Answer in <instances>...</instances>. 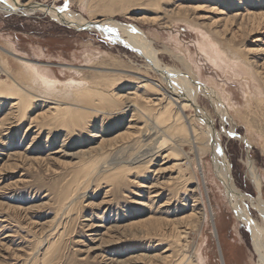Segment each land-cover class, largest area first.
Instances as JSON below:
<instances>
[{"label":"rangeland","instance_id":"374dc122","mask_svg":"<svg viewBox=\"0 0 264 264\" xmlns=\"http://www.w3.org/2000/svg\"><path fill=\"white\" fill-rule=\"evenodd\" d=\"M32 1L99 24L89 28L43 12L0 8V48L10 51L0 49V83H9L0 90V264H188L184 257L190 250L194 264H264L218 167L221 163L241 205L260 220L251 206L258 199L264 204V0ZM137 32L146 36L148 40H141L148 45L153 42V47L143 48L149 54L166 46L190 65L201 92L196 106L200 111L189 106L182 114L191 119L198 136L211 130L213 136L207 133L201 142L212 140L218 155L212 147L196 151L183 142L180 154L185 159L178 160L180 154L163 158L162 153L148 166L125 170L115 186L99 182V173L107 164L128 166L152 144L143 145L147 142L140 132H155L146 112L127 108V101L135 104L132 100L141 93L133 85L147 77L158 80L125 43L127 33ZM157 56L165 65L179 67L171 54ZM46 79L56 83L54 88L47 85L51 95L44 94ZM68 84L98 89L104 102L89 107L101 111H89L77 126H54L42 102L31 110L29 122H10L9 101L21 97V87H33L49 102L74 108L78 95L66 98L76 91L67 89ZM115 94L124 103L113 101ZM152 108L153 115L157 107ZM199 114L212 122L210 128L198 120ZM170 135L160 136L155 146L165 139L170 147L177 139ZM149 151L145 160L153 154ZM94 154L102 158L94 164L101 170L81 190L72 184L79 204L66 228L68 208H59L57 196L73 182L81 162ZM187 159L192 161L189 168ZM177 171L183 180L190 176L186 192L174 178ZM196 220L198 227L190 232ZM59 232L64 235L56 239ZM49 246L61 248L58 259L45 263Z\"/></svg>","mask_w":264,"mask_h":264},{"label":"bare ground","instance_id":"6f19581e","mask_svg":"<svg viewBox=\"0 0 264 264\" xmlns=\"http://www.w3.org/2000/svg\"><path fill=\"white\" fill-rule=\"evenodd\" d=\"M148 1H150V0H148ZM152 1H150V2H152ZM156 1H153V2H156ZM158 2H161V0H158ZM158 2L155 3V4H158ZM110 3L115 4V1L114 2L110 1L109 4ZM125 4H127V3H125ZM110 7H112V6H110ZM110 7H107V8H110ZM0 8L4 9L6 11H10V12H16L19 9L22 10V11H29V12H43V13H46L49 16H51L53 19H57L59 21L66 22V23H75V24H78L80 26L87 25V27H89V28L99 24V23H97V24L96 23H91L90 24L88 21H84L81 18H79L78 16H73V14L71 16H67L65 14L66 12L62 13L58 9L52 8L50 6H44L42 4H36L32 0H25V1H23V0H0ZM110 9H112V8H110ZM172 9H174V8H172ZM181 9H183V8L181 7ZM163 15H164V13H163ZM263 15H264V13L262 14L261 17H264ZM250 19L252 21V17ZM260 20H261V18H260ZM109 26H111V25H109ZM204 26H205V24H204ZM111 27H114V26H111ZM115 28H113V29H115ZM116 29L119 32H121L120 29H118V28H116ZM127 36H128V39H127L128 42L125 41V43L131 45L135 49V51L145 60V69L149 70L150 72H153L154 74H157V77H158V80H156V81L154 79H152V78L147 77L144 80H142V82L141 81H140V83L138 82V85H133V87H131V89L135 90V91H136V89H138L141 93L139 94V96H137V97L135 96L136 98L132 100L133 103H135L136 105L132 104V103H129L127 101V103L129 104L127 106V108L128 107L130 108V106H133L134 109L135 108L136 109L139 108V110H142L143 113L146 112L148 118L151 117L150 118L151 119V126H152L151 128L155 129V132L154 131L150 132V130L145 129L144 131L140 132V134H141V138L144 137V138H142L143 141L145 143L147 142L146 144H143V145H147L150 142L152 144H151V146H148V151H146L142 155H137L134 158V160L131 161L130 163L128 162L130 165L128 164V166H127L126 164H124V165H120V166H116V165L110 166L111 164L110 165L107 164V166L105 165L106 167L104 168V170L101 171V173H99L100 170H101L98 167L99 165L98 166L94 165L97 162V160L100 158V157L96 156L97 153L94 154L95 158H91V156H90V157H88L87 159L84 160L81 157H79L80 159L84 160V162H81V164H82L81 167L79 166V168H80V170H78L79 172L74 176L73 182L71 181L69 186L67 188H65L64 190L62 189L63 191L59 192L60 194L57 196V205H59V208L65 206V205L68 208V213H69V217L68 218L69 219H67V221L65 222L66 226L64 225V227H66V228H67V224L69 222H71V220H72V215L70 213L74 210L76 205L79 204V201H76L77 197H75L77 192L75 190H72V188H73L72 184L77 186V188H79L81 190L87 184L90 183L92 175L95 176V175H98L97 173H99V175L97 177L99 182L108 181V183L110 182L112 185L116 186L122 181L123 173L125 172V170H127V169L129 170V169H132V168H139V167H142L143 165L148 166L149 163L152 162L153 157H158L159 158V157H161L162 153H163V158H169L171 156H173V157H179L180 156L181 157L180 145L183 142L189 143V146L192 149H195L196 151H197V149L198 150H202V149L210 150V147H212L211 149H212V152H213L214 156L217 157V155H218V154H215V153H217L218 148L217 147H213L211 145V143H212L211 141L212 140L211 141L209 140L207 143H203L204 145L201 142V139H202V137L205 134L208 133L209 137L213 136L211 134L212 132H210L211 130L210 131L208 130L207 133H202L200 136H198L199 133H197V131H196L197 129H196L195 125L193 124V122H191V119H189V120L186 119V117H184V115L182 114L183 110L185 108L189 107V106L195 107V110L200 111L196 107L197 106V94L200 92V88L198 87L199 85L196 84L197 81L195 79V74L191 70L190 65H188L185 62V59H184L183 55H181L180 53H177V54L176 53H172L171 50L169 49V47H166V46L162 47V49L155 47L154 51H156L157 53L149 54L143 48H146L149 45H150V47H153L152 46L153 42L152 41H148V43H149V45H148L146 42L142 41L143 39L148 40L146 38V36H143V33L137 32V34H132V35L127 33ZM1 50L4 51L5 53L10 54V51H8V50H6L4 48H2ZM161 52H167V53L171 54V56L174 58V60L179 63V67L169 66V65H165L164 63H162L158 59V56H157V54L161 53ZM25 63H27V62L25 61ZM27 65L30 66L28 63H27ZM34 71H36V70H34ZM39 75H40V73H39ZM46 81L47 82H44L46 84V92H44V94L51 95V93L49 91H50L51 88H54L56 83H53L54 81H50V80H47V79H46ZM44 83L42 82V84H44ZM49 83H50V85H49ZM47 85L51 86V88H49ZM164 85H167V87L166 86L164 87ZM8 86H9L8 82L5 83L4 85H1V83H0V90L3 89V88H6ZM35 86H39V85H35ZM80 86H81L80 84H77V86H72V84H68L66 86V87H68L67 89H70V88L72 89L74 87V89L76 90L75 92H73V91L70 92L68 90L70 92V94L68 93L69 95L66 94L67 95L66 98L68 100H70V98L72 99V95H78V98L76 99L75 104H73L74 108H69V109L61 107L60 106L61 104L63 106L62 102H57L56 105H55V103L49 102L50 98L44 97L42 94H40L39 92H37L34 89H32L33 87L29 88L28 86L27 87H21L20 86L21 90H22L21 91V94H22L21 97H19L17 99H12L11 101H9L10 102L9 103V110L12 113V115H11L12 121H10V122L13 123V124L15 122H16V124L18 122H22L23 123V121H26L27 118H29V116H30L29 114H30L31 110L36 108V106H38V105L40 106L41 103L44 102V104L46 106H48V110L46 112V118L48 119L49 123L51 122L53 124L54 123H58L59 124V123L62 122L64 124L67 123V124H72L74 126H77V124L79 122L83 121L84 117L86 115H88L89 111H90V113L101 111L98 108H93V107H89V106H94V103H95V106H96V102H99L101 104L104 102V100L102 99V96H101V92L98 89L92 90V89H90V87H80ZM43 89H44V87H43ZM68 91H66V92H68ZM131 94H132V92H131ZM135 94L136 93L134 92V95ZM156 95L158 97H154ZM213 96H214V94H213ZM111 97H112V100L115 101V102L116 101H122L120 99V97L117 96L116 94L115 95H111ZM127 98H129V97H127ZM2 99L3 98H0V104L3 103ZM5 100H8V99L5 98ZM73 100H75V98ZM142 102H144L146 104L142 105ZM4 104H5V102H4ZM51 104H54V106L50 107L51 109H49V105H51ZM69 104L72 105V102L69 103ZM112 106L115 108V104H112ZM152 107H154V108L157 107V109H155L156 112L153 115L151 113V111L153 109ZM220 108H222V107H220ZM40 109H42V108H40ZM122 111L123 110L121 109L118 112H122ZM137 111H138V109H137ZM100 113H102V112H100ZM137 113H139V112H137ZM111 114H113V112H110V115ZM37 115L35 117H37ZM38 117H39V115H38ZM198 120L202 121L203 124L206 125L209 128H210V126L212 124V122L205 116V114H204V116L200 115ZM48 121H46V122L42 121L41 125L42 126L43 125L46 126ZM33 122H35V121H33ZM24 124H25V122H24ZM32 124L33 123L31 121V126H32ZM39 124H40V122H39ZM54 126H55V124H54ZM26 127H28V126H26ZM136 132H134L135 135H136ZM166 134H172L169 137H171L173 135H174V137H177L176 141L170 147L167 148V147H165L166 146L165 139H162V141L159 140V142L157 143V146H155V144L158 141V139L160 138V136L166 135ZM121 135H123V134H121ZM121 135H120V138L122 137ZM126 136H128V135H126ZM129 136L131 137L132 134L129 133ZM133 136H134V134H133ZM93 137H96V136L93 135ZM117 137H119V135ZM127 138H129V137H127ZM141 138L139 139L140 141H142ZM210 139H212V138H210ZM129 140H130V138H129ZM215 143H216V141H215ZM103 146H105V145H103ZM150 149H153V154L151 155V157L149 159L145 160V155H147V157H148V156H150L149 152H152V151H149ZM176 149L179 151V153L176 152ZM0 154H2V153H0ZM75 154L76 153H74V155ZM91 155H93V154H91ZM198 156H199L198 152H196V157L194 159L196 164L197 163L199 164ZM100 159H102V158H100ZM182 159H185V157L178 158V160H182ZM187 162H188L187 166L189 168L192 161H191V159L190 160L187 159ZM220 164L221 163H218V167H219V169L221 171V175H222V176L220 175L221 176L220 178L223 180V182L225 183V185L228 187V189L230 190V192L232 194L231 196L233 197V202H234V206H235V209H236L237 216L240 219V221L243 222V224L247 227L249 233L251 234V236H252V238L254 240L257 253L259 252V255L261 256V260H263V262H264V204L262 203V201L260 199L255 200V201L252 202V206L251 207L257 212L258 217H259L260 220H257V218H253V216H251V214H250V208L241 205L242 200L240 198H238L237 195H235L234 190L232 189L233 187H231V181L228 180V177H226L225 173L223 174ZM170 166L171 167H175L176 163L174 162ZM170 166H168V167H170ZM169 169H171V168H169ZM126 172H128V171H126ZM176 173H177V176H175L174 178L175 179L177 178V180H181V181H179L180 184H181V182H183L182 189L184 190V192H186V186H184V185H187V183L190 181V176L183 180V179H181L183 177L182 174L179 171H177ZM253 176H254V174H253ZM171 178H173V177H171ZM174 178H173V180H174ZM254 179H255L256 184L259 185L258 180L256 179L255 176H254ZM176 197H177V194H176ZM64 210H66V209H64ZM251 211H252V209H251ZM202 216H204V215H202ZM198 222L199 221L196 220L194 222V224H192V225L189 223L191 226L188 224L189 225L188 229L190 230V232H194L196 230V228L198 227ZM63 231L65 232V230H63ZM69 233L70 232H68V234ZM185 233H187V232H185L184 230L181 231V234L185 235ZM55 235L57 236V234H55ZM63 235H64L63 232H59L58 237L56 239L62 238ZM51 246H52V244H51ZM51 246H49V248L47 247L48 248L49 257H48V260H45V263L50 262V261L55 260V259H58L57 257L59 255V251H60L61 247L59 248L58 246H56L55 248L52 249ZM62 246H63V244H62ZM191 249H193V247ZM164 250H166V249H164ZM43 258H45V257H43ZM184 258L186 259V262L188 264H194V261H195L194 250L193 251L190 250L188 255H186V257H184ZM135 262H137V261L135 260Z\"/></svg>","mask_w":264,"mask_h":264},{"label":"water","instance_id":"95a60500","mask_svg":"<svg viewBox=\"0 0 264 264\" xmlns=\"http://www.w3.org/2000/svg\"><path fill=\"white\" fill-rule=\"evenodd\" d=\"M45 6V5H44Z\"/></svg>","mask_w":264,"mask_h":264}]
</instances>
